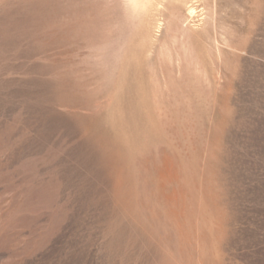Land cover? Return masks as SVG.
<instances>
[{"label":"rangeland","instance_id":"obj_1","mask_svg":"<svg viewBox=\"0 0 264 264\" xmlns=\"http://www.w3.org/2000/svg\"><path fill=\"white\" fill-rule=\"evenodd\" d=\"M131 6L0 0V264H264V0Z\"/></svg>","mask_w":264,"mask_h":264},{"label":"bare ground","instance_id":"obj_2","mask_svg":"<svg viewBox=\"0 0 264 264\" xmlns=\"http://www.w3.org/2000/svg\"><path fill=\"white\" fill-rule=\"evenodd\" d=\"M130 5H132L133 7H136L135 9L139 8L140 11H143L144 13H147L148 12V8H150V6H152L154 0H126ZM177 1H183L184 4H187L189 1L191 0H177ZM195 1V0H194ZM159 5V4H158ZM131 6V7H132ZM160 6V5H159ZM176 7V6H175ZM174 7V8H175ZM132 10V9H131ZM163 10V9H162ZM177 9L175 8V11ZM174 11V12H175ZM179 11V10H178ZM172 13V12H171ZM173 15V14H172ZM186 16L187 17H194L195 16V6H193L192 4H189L186 6ZM189 19V18H188ZM178 22V21H177ZM180 23V21H179ZM179 23H177L179 25ZM80 28V27H79ZM91 28V27H90ZM85 31V30H83ZM86 32V31H85ZM178 32H180L178 30ZM176 34V33H175ZM173 33V35H175ZM179 34V33H178ZM177 35V34H176ZM176 37V36H175ZM174 37V38H175Z\"/></svg>","mask_w":264,"mask_h":264}]
</instances>
